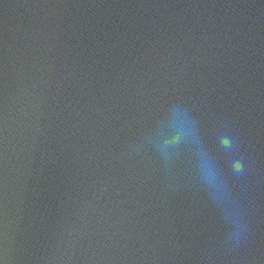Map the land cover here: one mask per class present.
Returning a JSON list of instances; mask_svg holds the SVG:
<instances>
[{
	"label": "water",
	"instance_id": "1",
	"mask_svg": "<svg viewBox=\"0 0 264 264\" xmlns=\"http://www.w3.org/2000/svg\"><path fill=\"white\" fill-rule=\"evenodd\" d=\"M0 264H264V0H0Z\"/></svg>",
	"mask_w": 264,
	"mask_h": 264
}]
</instances>
